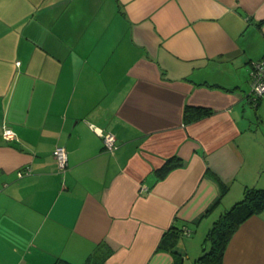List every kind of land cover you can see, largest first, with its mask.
Returning a JSON list of instances; mask_svg holds the SVG:
<instances>
[{
    "label": "crops",
    "instance_id": "0c3cea01",
    "mask_svg": "<svg viewBox=\"0 0 264 264\" xmlns=\"http://www.w3.org/2000/svg\"><path fill=\"white\" fill-rule=\"evenodd\" d=\"M261 58L264 0H0V264H83L97 246L104 264H200L215 220L264 189ZM222 264H264V210Z\"/></svg>",
    "mask_w": 264,
    "mask_h": 264
},
{
    "label": "trees",
    "instance_id": "16d2710c",
    "mask_svg": "<svg viewBox=\"0 0 264 264\" xmlns=\"http://www.w3.org/2000/svg\"><path fill=\"white\" fill-rule=\"evenodd\" d=\"M259 99L254 102L257 103ZM195 111V113H194ZM210 111L205 109H184V121L189 122L196 120L205 115H209ZM15 141V140H14ZM210 176L216 180L223 192L227 186L212 172ZM264 210V189L257 187L246 188L243 191L242 198L235 202L229 209L224 211L213 223L212 227L205 235L204 250L197 259L200 264H222V257L226 246L237 230V228L250 216L258 214ZM175 239L178 234L172 233ZM188 235V234H187ZM159 248L170 250L174 247L173 242L168 243V247ZM109 253V251H108ZM105 253L101 246H97L96 250L90 254L83 264H104ZM53 264H71L65 260L57 259ZM175 264H181V259L176 258Z\"/></svg>",
    "mask_w": 264,
    "mask_h": 264
},
{
    "label": "built area",
    "instance_id": "2783aa9c",
    "mask_svg": "<svg viewBox=\"0 0 264 264\" xmlns=\"http://www.w3.org/2000/svg\"><path fill=\"white\" fill-rule=\"evenodd\" d=\"M249 83L251 98L254 102L257 99H260L262 95H264V58H261L260 60L252 63L249 73ZM1 135L3 140L6 142H12L16 140L14 132L6 125L2 127ZM100 136L102 137L105 148L112 152L115 149L114 137L110 133H100ZM52 153L56 161L58 170L61 172H65L67 168L66 150L63 147H56ZM28 173L29 168H25L18 171L17 175L18 177H22L23 175H27ZM186 234L188 233L186 232Z\"/></svg>",
    "mask_w": 264,
    "mask_h": 264
},
{
    "label": "rangeland",
    "instance_id": "374dc122",
    "mask_svg": "<svg viewBox=\"0 0 264 264\" xmlns=\"http://www.w3.org/2000/svg\"><path fill=\"white\" fill-rule=\"evenodd\" d=\"M261 98H264V95H262ZM259 115L264 117V103L261 104V109L257 112V116H259ZM253 130H257L258 132H261L262 134H264V125H261L258 128V126L256 124V121L254 120V122H253Z\"/></svg>",
    "mask_w": 264,
    "mask_h": 264
}]
</instances>
